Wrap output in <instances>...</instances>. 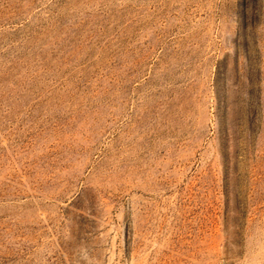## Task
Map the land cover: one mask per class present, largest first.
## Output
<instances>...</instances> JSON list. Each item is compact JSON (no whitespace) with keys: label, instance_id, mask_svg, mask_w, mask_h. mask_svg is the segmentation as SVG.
Listing matches in <instances>:
<instances>
[{"label":"rangeland","instance_id":"rangeland-1","mask_svg":"<svg viewBox=\"0 0 264 264\" xmlns=\"http://www.w3.org/2000/svg\"><path fill=\"white\" fill-rule=\"evenodd\" d=\"M0 264H264V0H0Z\"/></svg>","mask_w":264,"mask_h":264}]
</instances>
